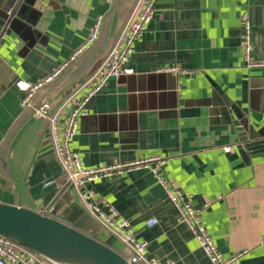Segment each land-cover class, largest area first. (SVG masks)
<instances>
[{
    "label": "crops",
    "instance_id": "crops-1",
    "mask_svg": "<svg viewBox=\"0 0 264 264\" xmlns=\"http://www.w3.org/2000/svg\"><path fill=\"white\" fill-rule=\"evenodd\" d=\"M136 2L26 0L0 25L5 32L0 204L67 224L121 256L128 250L91 218L67 186L49 121L35 117L34 108L48 104L52 115L65 119L73 108L67 100L98 68ZM98 18L95 45L36 95L32 109H22L15 83L53 74L82 46ZM244 24L250 27L256 67L245 60ZM126 67L131 74L110 79L88 102L70 148L84 168L152 158L165 166L157 175L141 169L96 181L89 186L96 201L118 211L135 239L146 242L149 258L162 264H210L167 191L180 192L186 204L201 211L223 257L247 249L239 264H264V157L245 161L240 156L235 117L222 114L229 105L264 132V0H158ZM170 68L182 74L165 71ZM153 220L156 224L149 225Z\"/></svg>",
    "mask_w": 264,
    "mask_h": 264
},
{
    "label": "built area",
    "instance_id": "built-area-1",
    "mask_svg": "<svg viewBox=\"0 0 264 264\" xmlns=\"http://www.w3.org/2000/svg\"><path fill=\"white\" fill-rule=\"evenodd\" d=\"M158 0H137L136 5L119 37L111 49L101 61L98 68L89 77L80 90L67 100V104H73L71 112L64 120L60 119L59 113L51 114L48 104L34 108V116L49 121L50 137L55 157L60 166L62 175L68 187L74 189L84 208L99 226L111 237L116 239L128 250V255L122 256L128 264H162L149 258L146 242L138 241L134 237V231L130 224L123 219L118 211L107 204L98 203L94 192L89 186L98 180L134 170L149 169L154 175L165 166V161L160 158L136 161L131 163L104 166L101 168H84L79 154L70 148V142L77 133L79 121L86 115L88 102L108 84L109 80L121 75H129L132 71L126 64L132 55L135 43L140 39L144 30L154 16V8ZM102 19L98 18L84 43L68 60L53 74L39 82L18 80L15 83L16 90L21 94L20 106L22 109H32L36 95L51 86L61 72L77 62V60L98 40ZM249 24H244L243 50L246 63L249 67L259 66L252 58V46L250 43ZM5 38L4 30H0V51ZM176 75L182 74L178 68L165 70ZM83 91L80 95L79 92ZM226 153L232 152L231 147L224 149ZM164 185V184H162ZM171 202L176 206L180 214V222L186 224L192 232L198 247L207 256L210 264H239L249 253L242 250L230 257H223L217 250L213 240L204 227L201 220V211L193 209L184 202L180 192L167 191ZM206 205L205 207H207ZM149 225L156 224L151 221ZM260 245H264V236ZM0 264H46L41 258L30 251L20 247L10 240L0 237Z\"/></svg>",
    "mask_w": 264,
    "mask_h": 264
},
{
    "label": "water",
    "instance_id": "water-1",
    "mask_svg": "<svg viewBox=\"0 0 264 264\" xmlns=\"http://www.w3.org/2000/svg\"><path fill=\"white\" fill-rule=\"evenodd\" d=\"M26 0H0V25L12 17ZM226 105V104H225ZM222 114L235 117L237 151L245 161L264 157V132L245 122L236 108L226 105ZM229 118V119H230ZM0 237L30 251L46 264H128L112 248L75 228L25 208L0 204Z\"/></svg>",
    "mask_w": 264,
    "mask_h": 264
},
{
    "label": "trees",
    "instance_id": "trees-1",
    "mask_svg": "<svg viewBox=\"0 0 264 264\" xmlns=\"http://www.w3.org/2000/svg\"><path fill=\"white\" fill-rule=\"evenodd\" d=\"M34 100H35V98H34Z\"/></svg>",
    "mask_w": 264,
    "mask_h": 264
}]
</instances>
